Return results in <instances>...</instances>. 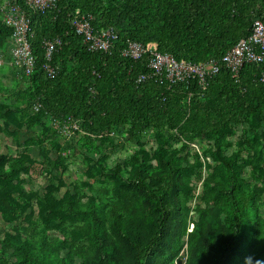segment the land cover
I'll return each mask as SVG.
<instances>
[{
    "label": "trees",
    "instance_id": "16d2710c",
    "mask_svg": "<svg viewBox=\"0 0 264 264\" xmlns=\"http://www.w3.org/2000/svg\"><path fill=\"white\" fill-rule=\"evenodd\" d=\"M12 1L30 20L34 68L26 78V93L31 106L39 105L31 122L57 138L45 118L78 120L88 141L95 137L105 143L113 132H124L135 142L147 130L155 137L152 153L139 150L125 165L112 169L101 159L96 164L97 175L118 192L117 201L106 205L91 198L81 206L70 194L61 201L50 193L45 197L55 218H63L68 210L82 222L79 235L87 243L82 264H174L185 257V264H264V189L242 177L245 165L262 172L256 163L264 158V64L244 66L238 81L220 66L200 93L194 80L136 85V76L147 71V57L132 61L122 56L128 43L137 42L153 44L176 60H220L249 35L255 20L264 22V0H58L44 13L27 9L24 0ZM78 16L91 17L94 31L115 29L118 39L109 53H92L82 44L71 26ZM10 33L0 22V47ZM54 38L63 45L52 58L57 75L48 79L42 69V41ZM7 118L0 107V119ZM242 123L253 138L235 145L241 149L245 144L253 155L239 163V155L225 151L232 146L228 139L234 126ZM172 131L185 141L209 142L207 153L216 162L214 167L205 164L202 199L209 203L196 208L190 233L187 204L192 177L201 166L181 155L185 145L171 147ZM50 143L60 152L67 150V142ZM24 163L25 158L10 160L0 154L2 213L16 210L5 190L26 171ZM0 244V264H75L71 255L62 254L64 243L43 239L37 245L6 236Z\"/></svg>",
    "mask_w": 264,
    "mask_h": 264
},
{
    "label": "rangeland",
    "instance_id": "374dc122",
    "mask_svg": "<svg viewBox=\"0 0 264 264\" xmlns=\"http://www.w3.org/2000/svg\"><path fill=\"white\" fill-rule=\"evenodd\" d=\"M11 2L0 0V8ZM1 18L0 12V22ZM0 56V107L3 114H8L7 119H0V154L10 160H26V171L19 174L18 180L13 183L14 187L5 190L16 210L12 214L0 211V241L6 236H12L20 240H32L37 245L43 239L64 243L62 254L71 255L75 264H82V250L87 245L86 239L79 235L82 222L68 210L63 218H55L44 204L45 197L50 193L53 200L61 201L66 194H70L81 206H85L91 198H97L106 205L117 201L118 192L110 181L97 175L96 164L101 159L107 168L112 169L125 165L139 150L152 153L156 147L155 137L147 130L135 142L124 132H113L107 136V142L100 143L95 137L88 141L80 134L65 144L68 153L60 152L50 142L63 146L64 140L49 132L43 133L37 123L30 121L34 112L26 93L28 80L20 77L8 65L6 43L0 47ZM44 123L50 128L49 117L45 118ZM170 134H174L173 131ZM251 138L253 133L246 124L235 125L234 134L228 139L232 146L225 154L239 155L238 162L242 163V160L253 155V151L248 150L245 144L241 149L235 144L241 141L246 143ZM170 145L175 149L185 145L181 155L188 158L191 164L201 166V169L197 166L198 176L192 177V199L187 204L190 210V233L193 229L192 221L197 218L196 208H204L209 203L207 199H202V183L207 176L205 164L214 167L216 162L207 153L211 144L203 138L185 141L175 135ZM150 164H154V161ZM256 164L262 172H257L249 164L245 165L242 177L248 185L264 189V158ZM260 204L261 213H264V194L260 197ZM185 260L186 257L182 258L180 264H185Z\"/></svg>",
    "mask_w": 264,
    "mask_h": 264
},
{
    "label": "built area",
    "instance_id": "2783aa9c",
    "mask_svg": "<svg viewBox=\"0 0 264 264\" xmlns=\"http://www.w3.org/2000/svg\"><path fill=\"white\" fill-rule=\"evenodd\" d=\"M57 2L58 0H24V5L29 10L44 13L53 10ZM0 12L1 24L11 31L10 36L6 39L8 65L20 77L29 78L34 68V57L29 43L30 20L15 1L1 7ZM90 20L91 17L89 16L74 17L71 21L74 33L81 39L88 51L109 53L118 39L115 29L109 27L94 31L90 25ZM62 45V40L59 38L42 41L44 51L42 69L48 79H54L57 75V68L52 64V58ZM122 56L132 61H138L143 56L147 57V71L136 76V85L143 84L148 80L165 81L171 85L184 84L189 80H194L199 92L203 93L207 88L208 79L219 72L220 66L229 72L234 81H238L244 66L259 67L264 64V22L255 20L249 35L240 39L217 61L209 60L195 64L176 60L171 54L160 53L153 44L143 45L137 42L128 43L122 52ZM1 59L2 56H0V65ZM260 82H264V71L260 73ZM32 110L34 113L38 112L39 105L33 104ZM50 127L64 142L70 141L77 133H81L80 122L72 117L50 118ZM65 152L68 153L69 151L66 150ZM174 264H180V260H176Z\"/></svg>",
    "mask_w": 264,
    "mask_h": 264
}]
</instances>
